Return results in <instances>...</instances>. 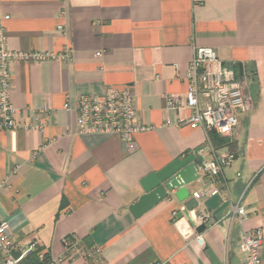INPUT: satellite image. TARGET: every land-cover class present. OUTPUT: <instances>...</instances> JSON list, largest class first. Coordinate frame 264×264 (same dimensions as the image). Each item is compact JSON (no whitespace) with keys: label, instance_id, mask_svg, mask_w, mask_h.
<instances>
[{"label":"crops","instance_id":"0c3cea01","mask_svg":"<svg viewBox=\"0 0 264 264\" xmlns=\"http://www.w3.org/2000/svg\"><path fill=\"white\" fill-rule=\"evenodd\" d=\"M0 25L10 49L68 54L9 63L16 120L46 121L41 131L0 130V220L14 240L34 238L53 258L71 253L72 264H100L83 257L90 248L107 264L241 262L243 232L264 229V0H0ZM199 46L214 48L246 83L249 107L226 145L191 128L188 108L168 106L170 97L186 101L184 75ZM109 86H132L149 126L133 148L116 134H80L64 108L68 95ZM228 151L235 161L212 181L198 175L184 200L174 188L132 214L151 172ZM237 204L243 223L232 214Z\"/></svg>","mask_w":264,"mask_h":264},{"label":"built area","instance_id":"2783aa9c","mask_svg":"<svg viewBox=\"0 0 264 264\" xmlns=\"http://www.w3.org/2000/svg\"><path fill=\"white\" fill-rule=\"evenodd\" d=\"M58 58H68V54L10 49L5 29L0 25V130L22 127L41 131L46 126V121L42 117H36L31 124L16 120L19 111L11 100L10 61ZM184 79L187 83L186 101L170 97L168 106L174 109L188 108L191 111L188 119L191 128H202L207 133L215 132L220 136L231 138L239 126L241 110L249 107L246 83L237 79L233 66L224 64L214 48L199 46L189 62ZM64 108L75 113L77 130L80 134H116L130 148L136 145L135 135L149 129V126L138 117L136 93L132 86H109L101 94H80L75 97L68 95ZM235 159L236 154L231 151L213 154L210 159L203 160L197 165L198 175L212 181ZM5 184V180L0 179V187ZM205 193L208 192L195 191L193 195L199 198ZM209 193L217 194L218 190L213 189ZM232 214L237 217L239 223H243L246 217L245 209L238 204L232 208ZM196 239L201 241V236L197 235ZM64 244L69 253V248L73 245L72 241L66 237ZM263 246L262 227L244 231L240 242L244 257L239 264H264ZM15 252L20 255L15 257ZM45 252L34 238L24 241L14 240L8 221L0 220V264H21L23 259L35 254L42 261ZM82 255L89 263L98 261L100 264H107L101 260L96 248L83 249ZM71 256V253L58 258L50 256L49 261L43 264H72Z\"/></svg>","mask_w":264,"mask_h":264},{"label":"water","instance_id":"95a60500","mask_svg":"<svg viewBox=\"0 0 264 264\" xmlns=\"http://www.w3.org/2000/svg\"><path fill=\"white\" fill-rule=\"evenodd\" d=\"M194 156L189 155L185 158H175L162 169L151 172L142 180L144 194L139 200L130 206V210L134 216H140L155 206L160 201L168 197V193L174 188H178L176 192L180 200H184L189 196L187 185L198 179L197 165L194 162ZM188 213V210H184ZM205 224L197 226V231L202 232ZM18 257L19 253H14Z\"/></svg>","mask_w":264,"mask_h":264},{"label":"trees","instance_id":"16d2710c","mask_svg":"<svg viewBox=\"0 0 264 264\" xmlns=\"http://www.w3.org/2000/svg\"><path fill=\"white\" fill-rule=\"evenodd\" d=\"M209 138L210 141L212 142V144L214 146H222V145H226L229 143V138L226 136H220L219 134L215 133V132H210L209 133ZM50 259V255L49 253L46 251L45 252V258L44 260H39L37 254L31 256V257H27L25 259H23L21 261V264H43L45 262H48Z\"/></svg>","mask_w":264,"mask_h":264}]
</instances>
